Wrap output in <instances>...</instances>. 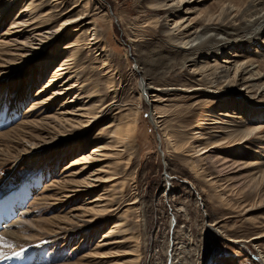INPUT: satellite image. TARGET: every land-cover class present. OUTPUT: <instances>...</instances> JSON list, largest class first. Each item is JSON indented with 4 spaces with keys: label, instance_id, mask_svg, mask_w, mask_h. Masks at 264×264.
Here are the masks:
<instances>
[{
    "label": "bare ground",
    "instance_id": "obj_1",
    "mask_svg": "<svg viewBox=\"0 0 264 264\" xmlns=\"http://www.w3.org/2000/svg\"><path fill=\"white\" fill-rule=\"evenodd\" d=\"M61 1L66 0H52L53 3ZM145 1L148 12L144 22L154 25L159 32L155 41H140L134 48L132 59L140 82L138 86L140 97L144 98L148 106H151L150 99L168 92L185 94L203 92L212 98L216 96L220 101H229L236 108L238 120H234V114L230 110L216 112L212 115L214 121L211 123L213 126L209 127L210 133L196 132L192 133L190 138L185 135L179 136L180 133L176 131L170 135L175 137L178 134L177 136L183 139L180 143L184 146L189 143L195 145L196 149H191L194 155L190 156L194 168L205 165L207 161H215L220 167H224L222 173L217 176L221 182L218 187H223L222 190L238 188L241 191L243 186H239L242 185L239 182L242 180H239L240 176L235 178L233 175L238 173L241 175L240 172L243 170L251 172V175H243L241 179H248L247 182L250 183L246 185L251 184L254 189L252 193L264 203V162L241 159L243 151H254V145L264 150V83H261L264 79V70H260L264 65V0H215L217 9L214 11L203 10L205 0ZM22 2L24 4L21 5ZM18 4L21 5V10L12 20V24L10 23V27L0 33V86L1 82H5V89L21 77V73L18 72L20 69L17 68L27 65V60L41 57L43 51L53 47L60 37H64L65 27H70L74 22L65 20L56 30H47L52 22V14L43 12L44 5L41 0H0V22ZM199 18L201 20L197 23L195 19ZM92 25L93 34L89 38V44L100 51L99 56L104 58L98 70L105 72L111 79L115 64L113 65L114 62L106 52L103 37L96 27L98 25ZM77 45V40L72 41L66 59L59 61L54 68L52 66L56 60L46 59L45 72L50 73L49 79L37 94L32 96L25 114L27 117L15 127L16 137L4 141L8 146L3 144L6 148L11 147V144H17L14 146L16 161L30 162L26 157L32 156L33 164L34 160L39 159L44 153L61 147L70 149L71 146H77L78 149L70 153L76 157L67 163V167L64 166L62 177L45 185L40 199L36 201L42 208L43 206L62 208L63 214L51 217L54 221L51 227L47 223L48 219L36 218L38 212L30 210L33 207L32 203L29 209L20 212L13 220L18 207L23 204V196L20 198L15 192L12 193L6 198L8 202H2L5 205L1 204L4 199L1 200L0 218L7 223L3 225L5 229L0 232V261L8 259L6 260L8 263H21L25 259H33V253L39 246L37 243L41 242L39 246L41 247L42 241H45L42 247H49V242L50 244L53 242L51 244L53 247L61 242V237H65L66 245H69L76 235L74 225L98 228L101 219L107 215L116 218L111 223L112 226L110 225L111 227L102 234L103 237L99 241L96 240L90 251H86L76 263L71 264H82L84 261L87 262L85 264H131L135 260L132 257L136 256L138 241H135L133 248H124L131 234L127 232L128 228L123 229L128 225L127 218L118 214L124 208L125 213L132 211L136 203L129 202L122 208L116 205V199L119 197L116 195L114 182L121 179L120 165L127 151L133 146L138 133L139 118L138 115L111 117L103 129L109 130L108 136L95 149L89 150L86 137L94 125L107 118V109L117 101L113 100L103 106L107 96L103 89L96 81L90 80L91 78L82 79L85 62ZM235 53H251L254 58L243 56L244 59L242 57L241 61L236 62L234 59L238 54ZM232 62H236L237 65L234 64L232 68L222 65ZM187 66L192 67L190 69L192 75L200 77L194 78V81L199 82V88L193 89V85L186 84L172 88L152 86V83L158 80L165 82L167 76L175 73L174 68ZM31 80L33 81V79L29 81ZM112 83L110 80L108 83L110 87H113ZM238 87L250 90L248 96L242 95L244 99H241L227 93H235ZM18 91L19 89L13 95L14 98L27 95L25 93L21 95ZM112 91L113 89H110L107 93ZM241 91L243 89L239 94ZM47 93L49 95L44 96ZM250 100L254 102L251 106ZM56 104L57 109L53 112ZM251 116L253 119H250ZM149 119L152 123H160L156 121L154 113H150ZM195 128H199V125ZM31 129H37L41 138L32 137V133L28 134ZM9 132L7 130L0 133V138L5 136L2 139L5 140ZM26 138L28 140H25ZM35 138H38V143L31 142ZM205 141L208 145L202 147ZM239 146L240 149H235ZM4 150L3 147L0 148V155ZM226 150L231 152L227 153L229 154L227 156H222L221 151ZM260 155L264 157V154ZM99 189L101 190L98 195L88 197ZM83 196L85 202L68 207L72 201L79 202V197ZM200 205L204 206L203 203ZM5 211L7 213L3 215ZM10 219L13 221H9ZM89 238L90 236L83 237L80 249L86 248L85 242ZM231 241L236 243L240 240H229ZM121 259L123 262H120ZM29 261L31 264H38V260ZM260 261L264 264L262 257ZM170 264H174L172 260Z\"/></svg>",
    "mask_w": 264,
    "mask_h": 264
},
{
    "label": "rangeland",
    "instance_id": "obj_2",
    "mask_svg": "<svg viewBox=\"0 0 264 264\" xmlns=\"http://www.w3.org/2000/svg\"><path fill=\"white\" fill-rule=\"evenodd\" d=\"M41 1L44 5L43 12L52 14V22L47 30H56L65 20L74 22L70 27H65L64 37H60L53 47L43 51L41 57L27 60V65L24 63L23 68H17L21 73V77L17 81L9 84L6 89V83L1 82L0 133L7 130L10 132L5 140H2L5 136L0 138V148L5 149L0 155V201L4 199L1 204L8 202L6 198L14 192L20 198L23 196V204L18 207L14 214L15 217L12 219L14 220L20 212L23 213L29 209L31 207L29 205L32 203L33 207L30 210H34V213L38 212L36 218L48 219L47 223L51 227L54 225L51 217L63 214L64 209L62 210V208L49 206L42 208L36 201L40 199L45 185L62 177V170L67 167L69 161L76 157L75 155L71 156L70 153L77 150V146H71L70 149L61 147L44 153L39 159L34 160L33 164L32 156L26 157L30 162L16 161L14 146L17 144H11V147L6 148L8 143L4 141L16 137L15 129L17 128L15 127L27 117L25 114L31 104L32 96H35L49 79L50 73L45 72L46 59L56 60L52 66L56 67L59 61L66 59L67 52L71 50L70 43L77 40V47L81 49L82 53L81 58L85 62L82 79L91 78L90 80L96 81L103 89V93L107 95L105 96L106 103H103V106L113 100L117 101L107 109V118L94 125L86 137L89 150L95 149L108 136L109 130L103 129L111 117L138 115L139 118L138 133L133 146L130 151H127V155L120 165L121 179L114 182L116 195L119 197L116 199V205L122 208L129 202L136 203L132 211L125 213L124 208L118 214V216L127 218L128 225L123 229L128 228L127 232L131 234L128 236L131 238L124 248H133L135 241H138L139 244L136 256L132 257L135 260L131 264H170V260L174 264L176 262L177 264H263L260 258L264 259V203L252 193L254 189L251 184L246 185V183H250L247 182L248 179H241L248 174L251 175V172L243 170L240 172L241 175L239 173L233 175L235 178L240 176L238 178L242 181L239 183L242 185L239 186H243L241 191L238 188L222 190L223 187H218L221 182L217 176L222 173L224 167H220L215 161H207L205 165L194 168L190 156L194 155L191 149L195 148V145L192 146L189 143L184 146L183 143H180L183 140L179 137L181 135L190 138L192 133H210L209 127L213 126L211 123L214 121L212 115H215L216 112L222 113L230 110L234 114V120H238L236 108L229 101H220L216 99V96L212 98L203 92L186 94L168 92L150 99L151 106H148L144 98L140 97L141 92L138 87L140 82L132 59V55L135 53L134 48L140 41H155L159 32V29L154 25L144 22L148 12L145 6L147 5L146 1L66 0L57 3H53L52 0ZM21 5L14 6L9 14L1 20L0 33L8 29V26L10 27V23L12 24V20L21 10ZM207 9H213V11L217 9L216 1L205 0L203 10ZM195 16L196 14L193 17ZM200 20L201 18L195 19L197 23ZM92 24L98 25L96 27L101 32L106 52L114 62L113 65L115 64L113 66L115 71L111 75V79L109 75H105V72L98 70L104 58L99 56L100 51H97L95 47L92 48L89 44V38L93 34L91 32ZM252 53L254 54V52ZM235 54H238V57L234 59L236 62L241 61L243 56L254 58L251 53ZM236 62L223 63L222 65L232 68L234 64L237 65ZM1 67L4 66L1 65ZM174 69L175 73L167 76L165 82L158 80L153 82L152 86L172 88L182 87L186 84L187 86L193 85V89L200 87L199 82L194 81V78L200 77L192 75L191 66ZM260 70H264V65L260 67ZM30 79L33 81H29ZM110 80L113 82V87L108 84ZM261 83H264V79L261 80ZM18 89V93L21 95L25 93L28 96L14 98L13 95ZM110 89L113 91L107 93ZM242 89L243 91L239 94ZM227 93L235 98L244 99L241 96L247 97L250 90L238 87L235 93ZM48 95V93L44 94V96ZM253 103L250 100L249 106ZM54 107L53 112L57 109V104ZM39 112H42L41 108ZM150 113H154L156 121L160 122L159 125L150 121ZM250 119L253 117L251 116ZM197 125L199 128H195ZM175 131L180 134L177 136L176 133L177 135L172 137L170 134ZM29 133H32V137L41 138L37 129H31L28 131ZM27 138L25 140H28ZM38 138L31 142L38 143ZM207 145L205 141L201 146ZM256 147L257 145H254V151H243L241 155H244L241 159L264 162V157L260 155V153L264 154V150ZM235 149H240V146ZM257 150L260 152L256 153ZM229 152L231 151H221V155L227 156ZM13 165L15 166L11 171ZM261 165L259 164V166ZM100 190L88 197L98 195ZM78 200L79 202L72 201L68 207L82 204L86 199L83 196ZM202 203L203 207L200 205ZM6 213L7 211L3 215ZM109 216L99 220L98 228L97 226L90 228L74 225L76 235L69 245H66L65 237H61V242L53 247H51L53 242L51 244L49 242V247H42L45 243L42 241L41 247H39L41 242L37 243L39 244L38 248L34 247L33 259H25L21 263H8L6 261L8 259H5L1 260L0 264H31L29 260H38V264L76 263L86 251H90L94 247L93 244L99 241L103 237L102 234L112 226L111 223L116 218ZM2 220H0V232L5 229L3 225L7 223L6 221L1 223ZM84 236L86 238L90 236V238L85 242L86 248L80 249L79 246L82 244ZM229 240L240 241L233 243ZM183 249L187 250L189 254L182 251ZM177 250L183 253L181 254ZM177 253L179 254L177 255ZM175 255L179 258H176ZM120 262L123 260L121 259ZM85 263L87 262L84 261L82 264Z\"/></svg>",
    "mask_w": 264,
    "mask_h": 264
}]
</instances>
